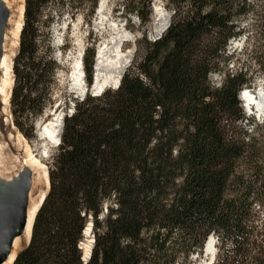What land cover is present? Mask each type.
<instances>
[{"label":"trees","instance_id":"trees-1","mask_svg":"<svg viewBox=\"0 0 264 264\" xmlns=\"http://www.w3.org/2000/svg\"><path fill=\"white\" fill-rule=\"evenodd\" d=\"M98 1L24 0L9 102L26 136L58 68L50 43L39 44L43 9L56 4L60 19L65 4L71 16L89 4L92 15ZM122 2L125 21L133 14L149 22L151 0ZM164 6L169 25L160 38H143L117 88L73 100L49 190L12 264H185L213 235V264H264V120L246 115L239 98L255 75L243 65L228 68L226 54L254 7L249 0ZM94 58L86 49L88 84ZM88 216L94 242L84 263L78 243Z\"/></svg>","mask_w":264,"mask_h":264},{"label":"rangeland","instance_id":"rangeland-1","mask_svg":"<svg viewBox=\"0 0 264 264\" xmlns=\"http://www.w3.org/2000/svg\"><path fill=\"white\" fill-rule=\"evenodd\" d=\"M249 1L254 7V10L245 19H242V34L236 39L230 41L226 54L230 58L228 68L243 65L248 71H252L255 75L253 79L254 87H262V89L258 91H256L257 88H255V92L251 91L257 98L256 101L258 103L259 114L256 111H253L256 115L248 114L256 121H261L264 120V30L259 26L258 21L261 2L259 0ZM122 3V0H108L107 7L103 13L98 14L95 8L92 15L89 13L90 7L89 4H87L84 8L76 11L73 16H71L69 12L68 5L65 4L60 19H57L58 7L56 4H50L43 9L39 24V44L41 48H44L48 42L50 43L49 46L53 49V59L58 65V68L54 75V85L50 92V100L45 103L42 112L32 119L31 124L33 127L35 121L39 120L43 122L51 118V109L57 111L61 109L66 112L67 108H71L70 105L74 99L80 100L68 89V74L71 70L72 59L78 52L80 46L84 47V52L82 54V67L85 50L93 49L95 57L97 52L96 49H98L104 40H107V42L109 41L107 55H109V60L113 62L114 54L117 50L114 44V37L116 34L124 35L128 40L124 41V44H120V46L123 51L131 50L129 65L133 58L138 56L139 50L142 48L143 38H146L149 41L155 39L151 38L150 34L152 12L155 5L158 6L163 19L168 17L169 23L168 14H170V10H167L164 6L165 0H151L149 5V22L146 24L140 23L133 14L129 16L127 21H125V15L122 13L121 8ZM47 19H53V22L50 23L49 26L48 23L50 21ZM92 69L94 72V65ZM219 78V74H214L212 76V80L216 84H218ZM259 91L261 96L257 95ZM6 107L5 113L0 115V145H3V149L1 148V150L5 155H7L8 152L14 153L11 148L12 145L20 144L23 141L31 144L36 139L35 129H33L31 133L26 131L27 135H32L26 136L14 125L13 116L10 110V102H8ZM57 150L58 146L51 150L50 156L45 160V165L47 166L48 171L52 167L53 158ZM104 205L105 203L103 204L102 209L105 213ZM213 237L215 240L216 237L214 235ZM211 253L212 252H205L204 250L199 257H196V254H193L187 259L185 264H213V262H210L212 259ZM179 264H181L180 261Z\"/></svg>","mask_w":264,"mask_h":264},{"label":"bare ground","instance_id":"bare-ground-1","mask_svg":"<svg viewBox=\"0 0 264 264\" xmlns=\"http://www.w3.org/2000/svg\"><path fill=\"white\" fill-rule=\"evenodd\" d=\"M107 4L108 0H99L96 12L98 14L103 13ZM23 5V0H0V6L7 13V26L1 32L0 38V115L5 113L13 84L12 59L18 48L19 31H21L20 28L23 21ZM167 24L168 17L163 19L158 6L155 5L152 12L151 38H156L162 34ZM114 40L117 50L115 51L113 62L109 60V55H107V46L109 44L107 40H104L100 44L95 54V77L90 88L91 92H96L95 94L107 88H115L121 74L129 63L131 50L125 49L126 51H123L120 46L128 38L124 35L116 34ZM83 49L84 47L80 46L78 52L73 57L71 70L68 74V89L77 98H80L88 91L85 89V74H83L80 63V53ZM246 90L244 89V92L241 91L240 98L247 104L253 93ZM257 95L261 96L260 91ZM256 100L257 98L255 97ZM63 112L61 109L59 111L51 109V118L43 122L37 120L35 126L36 139L31 144L23 141L20 144L10 146L14 153L8 152L7 155L3 154L1 150V148L3 149V145H0V189L4 193H6L5 186L10 177L18 180V174L21 176L20 173L27 171V176L25 177L27 188L25 207L21 217L9 228L3 237V244L0 250V264H11L16 253L29 241L34 215L48 190L49 181L45 160L50 156L51 150L58 146L62 130ZM2 198L0 197V199ZM212 240H214V237L210 236L204 248L205 252H212L210 262H213L215 259L214 252L216 251ZM92 244V230L89 220L83 231V240L79 243L83 260H87Z\"/></svg>","mask_w":264,"mask_h":264},{"label":"water","instance_id":"water-1","mask_svg":"<svg viewBox=\"0 0 264 264\" xmlns=\"http://www.w3.org/2000/svg\"><path fill=\"white\" fill-rule=\"evenodd\" d=\"M23 2H24V0H23ZM23 13H24V5H23ZM168 16H169V22H170V14H168ZM6 20H7V13L0 6V38H1V32L3 31V29L5 30L6 26H7V21ZM22 24H23V21H22ZM168 25H169V23L167 24V26ZM167 26H166V28H167ZM21 27H22V25H21ZM20 30H21V28H20ZM19 35H20V31H19ZM161 35L162 34H160L158 37H156L153 40H156V39L160 38ZM0 41H1V39H0ZM18 48H19V39H18ZM18 48H17L15 54L17 53ZM83 52H84V50H83ZM15 54H14V56H15ZM80 58H81L80 63H81V66H82V57H80ZM12 63H13V59H12ZM82 71H83V74H84L83 67H82ZM122 74H121V76H122ZM12 75H13V72H12ZM94 77H95V72H93L92 83H93ZM84 80H85V84H86L85 89H87L88 91L79 98L80 100L83 99L84 96L87 93H89L91 95H94V96L100 95L102 93V91L98 92L97 94H95L96 92H91L90 88H91L92 84L91 83L88 84L86 79H85V77H84ZM119 82H120V79H119L118 83L115 85V88H117V86L119 85ZM11 90H12V88H11ZM11 90H10V96H11ZM70 106H71V108L69 107V108H67L66 112L65 111L63 112V115H62V126H63V118H64L65 114L70 115L73 112V110H74V102H72ZM35 126H36V121L34 122V129H35ZM61 132H62V130H61ZM60 137H61V135H60ZM60 137H59V140H58V144L60 143ZM26 172L27 171H25L24 173H20L21 176H19V174H18V177H17L18 180H14L13 177H10V180L7 182V185L5 186V190H6L5 192L6 193H4L0 189V197H3L2 199H0V250L2 248V244H3L2 241H3V237H4L5 233L21 217L22 212L24 210L26 199H27V188H26V178H25L27 176ZM47 174H48V169H47ZM48 181H49V174H48ZM49 186H48V190H49ZM48 190H47V192H48ZM47 192H46V194H47ZM46 194L43 196V198H42V200H41V202H40V204H39V206L37 208V211H38L40 205L42 204ZM37 211H36V213H37ZM36 213H35V215H36ZM35 215H34V218H35ZM34 218H33V222H34ZM88 218L90 219V228L92 230L91 216H88ZM32 226H33V223L31 225V232H32ZM30 237H31V234H30ZM92 239H93V242H94V234H93V232H92ZM29 241H30V238H29ZM29 241H28V243H29ZM28 243L24 247H22L21 249L25 248L28 245ZM79 243H80V241H79ZM92 246H93V244H92ZM78 247H79V244H78ZM91 250H92V247H91ZM17 253H16V255H17ZM90 254H91V251H90ZM90 254H89L87 260L89 259ZM16 255L14 256L11 264L13 263ZM214 257H215V255H214ZM87 260H83V262L85 263Z\"/></svg>","mask_w":264,"mask_h":264}]
</instances>
